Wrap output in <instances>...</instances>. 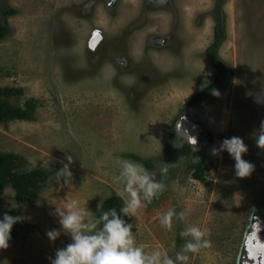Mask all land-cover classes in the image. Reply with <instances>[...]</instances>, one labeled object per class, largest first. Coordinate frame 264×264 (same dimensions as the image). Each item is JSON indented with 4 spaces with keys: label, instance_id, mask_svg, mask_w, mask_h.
Returning a JSON list of instances; mask_svg holds the SVG:
<instances>
[{
    "label": "rangeland",
    "instance_id": "1",
    "mask_svg": "<svg viewBox=\"0 0 264 264\" xmlns=\"http://www.w3.org/2000/svg\"><path fill=\"white\" fill-rule=\"evenodd\" d=\"M215 5L216 0H0V12L16 11L7 16L11 32L0 40V86L23 89L9 97L15 105L37 100L34 120L0 122V152L21 155L23 171L48 174L32 204L20 206L11 186L0 193V218L20 207V221L36 226L25 236L22 228L11 234L9 246L0 249V264H50L57 249L71 242L63 232L49 240L46 233L60 229L55 210H66L70 199L82 207L88 200L97 217L104 197L117 195L112 177L122 159L143 164L166 184L136 216L123 217L133 224L137 245L175 259L189 239L179 233L195 225L206 230L211 244L189 253L188 264L242 262L253 214L264 219V148L256 142L264 121V0H224L225 38L218 55L227 66L226 82L188 106L216 72L205 55L214 37ZM233 136L243 139L248 151L242 158L255 166L245 178L235 175L226 151L211 154ZM197 159L205 160L203 179L194 178L189 167ZM164 163L166 177L159 173ZM66 164L71 177L65 169V183L57 174ZM173 208L185 219H174L167 230L160 216Z\"/></svg>",
    "mask_w": 264,
    "mask_h": 264
},
{
    "label": "clouds",
    "instance_id": "2",
    "mask_svg": "<svg viewBox=\"0 0 264 264\" xmlns=\"http://www.w3.org/2000/svg\"><path fill=\"white\" fill-rule=\"evenodd\" d=\"M256 142L260 148H264V121L261 122ZM225 151L235 161L234 170L237 177L245 178L251 175L255 166L242 158L248 151L242 138L233 136L223 139L219 147L211 149V154L218 156ZM71 160L72 157L69 156V164ZM65 169L66 176L71 177L67 164L57 176L64 177L66 183V176L61 175ZM168 171L169 163H164L159 169L162 177H166ZM112 181L119 185L117 195L124 204L119 210L122 215L113 207L96 217L87 208L88 200L84 201L83 207L77 199L68 200L66 210H55L59 217L60 229L50 230L46 234L49 240L54 242L63 232L70 236L71 242L57 249L55 257L50 258V264H178V262L188 264L189 253L195 254L202 248L210 246L211 241L206 238V230L192 225L179 233L182 238L189 239L181 251L177 252L175 259L159 248L150 253L146 252L136 243L132 231L133 224L126 222L123 217L136 216L141 208L147 207L166 190V184L156 178V173L148 171L143 164L130 159L120 161L119 172L112 177ZM20 219L19 216L7 213L0 219V249L9 246L11 229ZM174 219L184 220L185 213L177 212L174 208L169 209L160 216V224L171 230Z\"/></svg>",
    "mask_w": 264,
    "mask_h": 264
},
{
    "label": "trees",
    "instance_id": "3",
    "mask_svg": "<svg viewBox=\"0 0 264 264\" xmlns=\"http://www.w3.org/2000/svg\"><path fill=\"white\" fill-rule=\"evenodd\" d=\"M224 0H216V5L213 10L215 18L214 37L212 43L205 51L206 57L209 59L211 65L215 68L216 72L211 83L205 88L194 93L188 106L194 103L201 102L218 92L225 84L227 79V66L223 59L218 55V48L225 38V29L222 20ZM13 8H7L0 12V40L11 32V27L8 23L7 16L15 14ZM23 89L13 86H0V122H8L14 119L20 120H34L35 108L37 100L29 98L25 101L23 106L13 104L9 97L20 95ZM136 157V156H135ZM138 158V157H136ZM139 159V158H138ZM144 165L148 169L154 168V164L150 160L143 159ZM25 162L24 158L13 152H0V193L2 190L11 186L15 191V198L17 203L21 205L32 204L39 191L48 181V174L40 168H35L29 171H23L22 165ZM189 167L192 169V175L196 179H203L205 171V160L197 159L190 163ZM123 206V200L118 195H112L107 198L98 213V216L110 208H116L118 214L122 215L119 210ZM21 208L13 209L7 214L19 216ZM97 216V217H98ZM3 216L0 218L2 219ZM35 225L30 223H22L20 220L16 222L12 229L11 234L15 235L19 228H22L21 236H25L30 231L35 229Z\"/></svg>",
    "mask_w": 264,
    "mask_h": 264
},
{
    "label": "flooded vegetation",
    "instance_id": "4",
    "mask_svg": "<svg viewBox=\"0 0 264 264\" xmlns=\"http://www.w3.org/2000/svg\"><path fill=\"white\" fill-rule=\"evenodd\" d=\"M255 228L250 232L245 245V257L240 264H264V219L253 214Z\"/></svg>",
    "mask_w": 264,
    "mask_h": 264
},
{
    "label": "water",
    "instance_id": "5",
    "mask_svg": "<svg viewBox=\"0 0 264 264\" xmlns=\"http://www.w3.org/2000/svg\"><path fill=\"white\" fill-rule=\"evenodd\" d=\"M183 118H184V121H185V122L188 121V118H186V114H184ZM186 119H187V120H186Z\"/></svg>",
    "mask_w": 264,
    "mask_h": 264
}]
</instances>
